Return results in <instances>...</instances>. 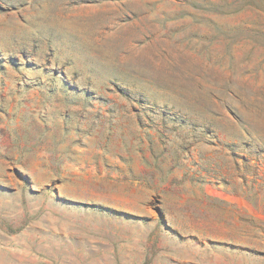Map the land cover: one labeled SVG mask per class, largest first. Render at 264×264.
Returning a JSON list of instances; mask_svg holds the SVG:
<instances>
[{
    "label": "rangeland",
    "instance_id": "rangeland-1",
    "mask_svg": "<svg viewBox=\"0 0 264 264\" xmlns=\"http://www.w3.org/2000/svg\"><path fill=\"white\" fill-rule=\"evenodd\" d=\"M0 264H264V0H0Z\"/></svg>",
    "mask_w": 264,
    "mask_h": 264
}]
</instances>
